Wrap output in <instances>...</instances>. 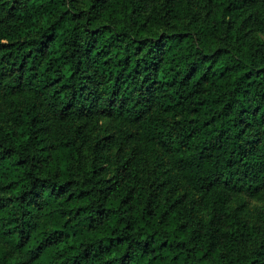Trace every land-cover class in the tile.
<instances>
[{"label":"clouds","instance_id":"1","mask_svg":"<svg viewBox=\"0 0 264 264\" xmlns=\"http://www.w3.org/2000/svg\"><path fill=\"white\" fill-rule=\"evenodd\" d=\"M0 264H264V0H0Z\"/></svg>","mask_w":264,"mask_h":264}]
</instances>
